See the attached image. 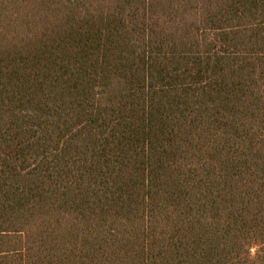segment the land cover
I'll list each match as a JSON object with an SVG mask.
<instances>
[{"label":"trees","instance_id":"16d2710c","mask_svg":"<svg viewBox=\"0 0 264 264\" xmlns=\"http://www.w3.org/2000/svg\"><path fill=\"white\" fill-rule=\"evenodd\" d=\"M0 264H264V0H0Z\"/></svg>","mask_w":264,"mask_h":264},{"label":"rangeland","instance_id":"374dc122","mask_svg":"<svg viewBox=\"0 0 264 264\" xmlns=\"http://www.w3.org/2000/svg\"><path fill=\"white\" fill-rule=\"evenodd\" d=\"M253 252H255V249H253ZM253 252H252V253H253Z\"/></svg>","mask_w":264,"mask_h":264}]
</instances>
